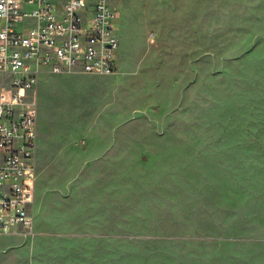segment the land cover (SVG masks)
I'll return each mask as SVG.
<instances>
[{"label":"rangeland","instance_id":"374dc122","mask_svg":"<svg viewBox=\"0 0 264 264\" xmlns=\"http://www.w3.org/2000/svg\"><path fill=\"white\" fill-rule=\"evenodd\" d=\"M111 76L36 89V234L0 264H264V0H121Z\"/></svg>","mask_w":264,"mask_h":264},{"label":"built area","instance_id":"2783aa9c","mask_svg":"<svg viewBox=\"0 0 264 264\" xmlns=\"http://www.w3.org/2000/svg\"><path fill=\"white\" fill-rule=\"evenodd\" d=\"M120 1L0 0V236L36 234L39 82L115 74Z\"/></svg>","mask_w":264,"mask_h":264}]
</instances>
